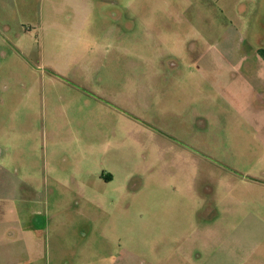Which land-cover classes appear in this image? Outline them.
I'll use <instances>...</instances> for the list:
<instances>
[{
  "label": "rangeland",
  "instance_id": "rangeland-1",
  "mask_svg": "<svg viewBox=\"0 0 264 264\" xmlns=\"http://www.w3.org/2000/svg\"><path fill=\"white\" fill-rule=\"evenodd\" d=\"M252 4L0 0V264H264V148L213 56Z\"/></svg>",
  "mask_w": 264,
  "mask_h": 264
},
{
  "label": "crops",
  "instance_id": "crops-1",
  "mask_svg": "<svg viewBox=\"0 0 264 264\" xmlns=\"http://www.w3.org/2000/svg\"><path fill=\"white\" fill-rule=\"evenodd\" d=\"M246 11L248 12L246 13L247 16H245L246 19L243 21V25L240 26L238 25L240 22L237 23L234 31L236 35L237 30L243 31V36H240L241 33L239 36L228 35L226 39V44L228 45H225L220 53L213 56H216L220 67L222 66V61H227L225 71L230 78L228 79L227 86L223 87V90L226 89L225 91L228 92L227 100L234 111L243 117L244 123L252 128L256 140H259V144L264 148V0H260L259 5H249L246 7ZM4 27V39L7 40L11 36L12 30L8 23ZM229 34H231V29L229 30ZM235 44L238 45L234 46ZM243 66L246 67L244 71H242ZM219 71L223 70L219 68ZM241 78L244 81L243 85L237 83ZM90 101L95 100L90 99ZM13 107L16 110L17 106L14 105ZM3 109L7 119L12 118L13 115L5 111V109H8L6 104L3 105ZM230 125H233V123L231 122ZM4 154V150H0V158L3 157L1 159H4ZM262 161L264 162V158ZM262 167L264 165L260 168L262 169ZM105 181L107 185L111 184L114 181V176L106 178ZM20 183L27 184V180H21ZM261 184L264 186V181ZM3 200L4 204L6 203L4 205V208H6L3 212L7 216L16 217L19 210L17 211V209L9 206V203L13 202V200L10 198H3ZM26 202L24 200L23 203ZM36 215V212L30 211L23 216L25 224L23 228L18 226V220L15 219L14 222H11L10 224H13V227L8 229V237L21 243V247L24 245L27 248V244L25 245L26 237L28 238L29 234L33 233L30 230L31 228L33 229L31 223H33V219L39 221ZM21 247L13 250L11 245L9 253L12 254L13 251H18L22 254ZM19 258L17 257L15 260Z\"/></svg>",
  "mask_w": 264,
  "mask_h": 264
}]
</instances>
